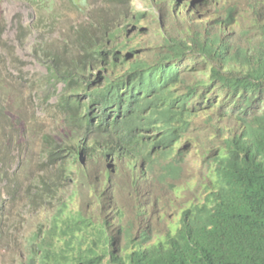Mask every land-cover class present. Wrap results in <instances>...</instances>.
Masks as SVG:
<instances>
[{
    "label": "trees",
    "instance_id": "obj_1",
    "mask_svg": "<svg viewBox=\"0 0 264 264\" xmlns=\"http://www.w3.org/2000/svg\"><path fill=\"white\" fill-rule=\"evenodd\" d=\"M104 1L73 0L87 20L39 45L38 92L60 125L27 119L53 170L30 189L42 219L11 264H264V0ZM12 88L0 71V235L19 193ZM171 208L179 224L161 236L151 221Z\"/></svg>",
    "mask_w": 264,
    "mask_h": 264
},
{
    "label": "rangeland",
    "instance_id": "obj_2",
    "mask_svg": "<svg viewBox=\"0 0 264 264\" xmlns=\"http://www.w3.org/2000/svg\"><path fill=\"white\" fill-rule=\"evenodd\" d=\"M72 2L73 0H0V31L2 33L0 71L8 87H13L9 94L2 93V101L7 102L8 107H6L9 108L7 119L17 135L16 142L12 146L13 150L7 156L12 163L8 167L7 178L19 183V193L15 195L14 203L12 201L8 203L11 215L5 236L0 235V242L1 239H5L3 243H0L1 264H11L15 255L14 249L24 238L23 233L26 235L30 233L42 219L40 209L35 205L31 206L30 189L34 188L37 177L42 174L47 176L53 168H49L47 172L40 171L42 162L40 140L30 135L28 139L25 128L28 124L27 119L32 116L35 119L38 118L36 122L39 127L45 126L48 130L60 125L52 118H47V110L43 108L44 96L38 92L40 88L37 78L46 76L47 69L37 56L39 45L46 42L59 44L65 35L72 33L75 26L87 20L84 11H78ZM103 5L107 6L104 0H87L85 4L80 5V8L92 10L99 9L98 7ZM134 5L138 10L153 11L151 0H137ZM10 53H13L23 66L12 65L8 56ZM20 68L22 74L19 72ZM56 87L57 92L61 91L62 85L57 84ZM49 103L55 104L56 97L53 96ZM27 141L31 143L28 144ZM21 167L24 168L21 169ZM175 229L176 227L171 231L174 232Z\"/></svg>",
    "mask_w": 264,
    "mask_h": 264
},
{
    "label": "clouds",
    "instance_id": "obj_3",
    "mask_svg": "<svg viewBox=\"0 0 264 264\" xmlns=\"http://www.w3.org/2000/svg\"><path fill=\"white\" fill-rule=\"evenodd\" d=\"M152 5H153V3H152ZM140 11H144V10H140ZM181 203L182 202H177V205H179ZM71 209L72 210H76L77 209V206L74 205V204H72L71 205ZM10 215H11V213H10ZM180 216H181V212L180 211L175 210L174 208H171V209L168 210L167 214H165V215L164 214H161V215H158L156 217H153L150 225H151V227L154 229V231L156 233H158L161 236H164V234L166 232H168V230H169L167 228V225L170 222L179 224ZM127 220H128L127 226L131 229V232L133 233V235L140 234V232L143 229L146 228V225L144 223H140L139 220L136 219L131 214H128ZM9 221H10V218H9ZM8 222L4 225L1 236H3V235L5 236ZM170 232L171 233H174L172 231H170ZM19 235H20V233H19Z\"/></svg>",
    "mask_w": 264,
    "mask_h": 264
}]
</instances>
